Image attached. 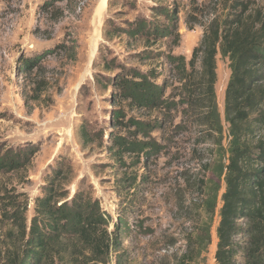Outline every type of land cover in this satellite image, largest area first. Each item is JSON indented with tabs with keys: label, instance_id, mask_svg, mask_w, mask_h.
Here are the masks:
<instances>
[{
	"label": "rangeland",
	"instance_id": "rangeland-1",
	"mask_svg": "<svg viewBox=\"0 0 264 264\" xmlns=\"http://www.w3.org/2000/svg\"><path fill=\"white\" fill-rule=\"evenodd\" d=\"M230 2L107 0L99 11L103 7H99V0L53 5L51 0H0V153L39 146L27 173L0 175V264H10L11 238L18 237L17 230L9 234L3 196L28 200L25 216L29 225L35 200L42 196L48 177L62 163L73 172L64 185L69 198L77 190H84L112 219L109 230L118 215L134 229L124 243L130 250V264H162V258L179 259L188 250L196 258L204 247L186 240L199 233V225L205 220L211 223L210 241L193 264H215L216 228L224 192V183L215 172L226 162L224 151L229 142L224 122L229 62L217 56L215 92L222 123L218 146L216 135L199 133L201 130L185 119L183 84L166 57L182 56L189 61L211 24L219 25L225 18ZM262 3L264 0H256L250 14ZM141 20L161 24L166 30L161 41L147 46L123 33ZM72 42L77 46L74 61H68V51H54L59 45L70 49ZM26 59L37 61L32 71L26 70ZM129 70L151 72L158 86L166 84L164 98L173 102L175 109L169 118L178 126L176 129L167 124L166 132L161 133V108L139 111L118 100L112 79ZM117 112L125 120H120L123 125L118 127ZM130 119L158 126L155 130L148 126L138 137L157 144L158 152L126 156L125 168L119 170L106 141L111 132L115 137L133 132L134 128H124ZM82 127L97 136L102 132L103 143L84 145ZM124 174L129 179L138 177L136 190L129 189ZM216 192L217 206L210 220L204 203ZM128 198L133 201L128 202ZM57 252L53 251L56 264H62Z\"/></svg>",
	"mask_w": 264,
	"mask_h": 264
},
{
	"label": "trees",
	"instance_id": "trees-1",
	"mask_svg": "<svg viewBox=\"0 0 264 264\" xmlns=\"http://www.w3.org/2000/svg\"><path fill=\"white\" fill-rule=\"evenodd\" d=\"M71 1L51 0V4ZM255 2L231 0L225 18L219 25L211 24L189 61L182 56L166 57L169 65L174 66L179 83L183 84L185 119L201 130L199 133L216 135L218 146L221 145L222 123L215 92L217 56L229 62L230 77L224 94V122L228 125L229 142L224 151L226 162L215 172L224 183L216 228L215 264H264V4L257 5L250 14ZM43 6L48 7V4ZM123 31L129 38L152 46L166 30L157 22L141 20ZM114 33L119 34L116 30ZM72 44L70 49L59 45L54 51H68V61H74L77 46L75 42ZM36 62L26 59V70L32 71ZM111 86L118 100L131 109L153 112L161 108V133L166 132L167 124L174 129L178 127L169 118L175 108L172 101L164 98L166 84L158 86L151 72L129 70L113 78ZM119 113L115 117L116 127L123 125L120 120L125 121ZM148 126L150 130L158 127L130 119L124 128L127 131L134 128V131L128 136L108 134L106 143L119 170L125 168L126 156L140 157L158 152L154 142L138 140ZM102 135V132L98 136L91 134L85 127L80 130L86 146L97 141L103 143ZM38 150L39 146L27 145L0 153V175L27 173ZM72 173L65 163L54 169L42 188V196L34 202V215L29 225L25 216L28 200H12L10 194L3 196V215L11 226L9 234L14 230L18 232L17 238H11L10 264H56L53 251H58L62 264H130V250L124 243L135 233L134 229L118 215L117 222L109 230L112 219L84 190H77L69 198L64 185L69 183ZM125 175L123 180L129 183V189L136 190L138 177L129 179ZM216 206L217 192L204 203L210 220ZM122 221L123 226H120ZM210 228L211 223L205 220L199 225V233L186 240L204 247L196 258L188 250L179 259L162 258V264H193L209 244ZM2 230L0 227V232ZM57 244L59 249L55 247Z\"/></svg>",
	"mask_w": 264,
	"mask_h": 264
},
{
	"label": "crops",
	"instance_id": "crops-1",
	"mask_svg": "<svg viewBox=\"0 0 264 264\" xmlns=\"http://www.w3.org/2000/svg\"><path fill=\"white\" fill-rule=\"evenodd\" d=\"M105 1L107 2V0H99V7L101 6V4L103 5V7L101 6V8L99 9V11L104 8Z\"/></svg>",
	"mask_w": 264,
	"mask_h": 264
}]
</instances>
